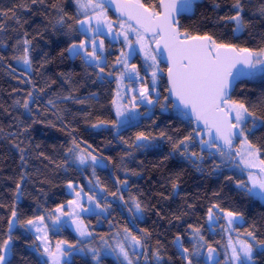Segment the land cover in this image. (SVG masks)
I'll list each match as a JSON object with an SVG mask.
<instances>
[{
  "label": "snow or ice",
  "instance_id": "6c2138e0",
  "mask_svg": "<svg viewBox=\"0 0 264 264\" xmlns=\"http://www.w3.org/2000/svg\"><path fill=\"white\" fill-rule=\"evenodd\" d=\"M65 60L83 71L49 74ZM0 70L19 161L0 264H264V0H16ZM36 125L68 139L49 153ZM148 157L172 162L166 192L133 179ZM189 168L214 178L203 197L184 198Z\"/></svg>",
  "mask_w": 264,
  "mask_h": 264
},
{
  "label": "trees",
  "instance_id": "16d2710c",
  "mask_svg": "<svg viewBox=\"0 0 264 264\" xmlns=\"http://www.w3.org/2000/svg\"><path fill=\"white\" fill-rule=\"evenodd\" d=\"M16 0H0V7H10L12 6ZM11 23V21H9ZM193 23L197 24H209L211 26V21L205 20L203 16H200L197 18V20ZM28 27V26H26ZM79 61L73 62L69 60H65L63 63H57L53 65H49L50 75H55L61 71L68 72L73 71L76 73H81L83 70L79 67ZM76 79H80V76L77 75L75 77ZM16 81L11 80L6 76V74L3 72V70H0V105H3L4 107H7L8 104L11 102L9 93L12 90V87L15 86ZM54 87H56L54 85ZM80 94H87L86 88L80 89ZM73 107H79V106H73ZM0 125H3L5 127V131L8 130L7 128V118L2 114V109H0ZM86 125L83 123H80L79 129L81 132L84 131ZM33 135L35 137L34 142H38L42 144V147L44 150L48 151L49 153L52 152L53 146H58L59 144L63 143L65 140L68 139V137L63 133L56 129H50L45 128L42 125H36L33 129ZM97 135V143H99L102 140L106 141V137L102 134H96ZM113 146L109 145L105 151H109L112 149ZM112 155L114 158L119 159V152L112 151ZM33 165L41 166L39 160H33ZM46 163V162H45ZM156 161L153 157H148L146 160V164L149 166L146 168L143 178H136L140 188L148 191V190H159L160 192H166V187H161L162 183H165V177L170 175L169 168H172V162H169L168 168H156L152 167V164H155ZM19 161L18 158L15 156L14 150L11 148V145L8 144L7 141L0 139V186H2L5 183H11V181L6 180L9 176H14L15 173L19 170L18 168ZM64 174L61 172L60 176H63ZM70 176L75 177V173H69ZM184 183L182 184V188L186 190L188 193L187 196H185V199L191 200L193 197H203L207 190L214 186V178L213 177H202L199 173L194 172L192 169H188L183 176ZM183 195V193H182ZM156 199H160L159 196L155 197ZM202 202V201H198ZM172 204L171 201H161V207L165 208V211L167 212H174L176 208L183 206V200H180L179 202L172 204L171 208L166 207V205ZM261 209L257 207L255 209V215L258 217ZM149 216H151V213H149ZM159 219V218H154ZM149 227H158L157 225L153 224L150 220L148 225ZM104 230H107V225H104ZM159 230V229H158ZM218 238V237H217Z\"/></svg>",
  "mask_w": 264,
  "mask_h": 264
}]
</instances>
